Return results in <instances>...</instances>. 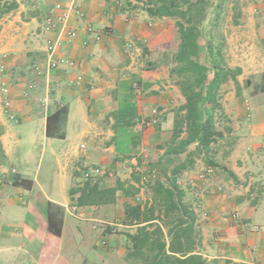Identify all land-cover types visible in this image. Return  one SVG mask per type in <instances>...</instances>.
I'll list each match as a JSON object with an SVG mask.
<instances>
[{
	"label": "crops",
	"instance_id": "1",
	"mask_svg": "<svg viewBox=\"0 0 264 264\" xmlns=\"http://www.w3.org/2000/svg\"><path fill=\"white\" fill-rule=\"evenodd\" d=\"M60 1L68 3L70 0ZM74 1L76 9L67 21L66 29L76 30L77 35L57 51L56 57L74 59L76 66L47 68L44 44L42 61L35 63L41 67L42 73L40 75L34 73L42 78L46 87L52 86L55 95L52 93V98L46 96L48 103L42 104L36 116L31 113L34 112V106L28 102L29 99H25L27 79L20 66L21 56L17 51L10 52L15 50L13 47L15 43L17 41L19 43L20 34L15 35L14 32L12 37L0 35V61L3 60L6 65V74L0 75V79L3 77L2 79L18 80L12 82L10 88L14 119H10L4 113L0 88V140L10 163L14 153H10L12 145L9 144L22 141L18 138L15 140V136L20 137L30 127L34 133L32 126L39 125L37 120L45 122L46 131L47 116L57 106L67 104L69 107L65 125L66 136L59 138L64 143L51 141L50 144L51 161L54 165H50L42 176L36 172L35 178L29 177L32 172L27 161L17 171L30 182H25L21 187L13 186L16 195L9 200V203L19 206L20 212L0 214V264H110L117 243L115 242L111 248L96 247L94 237L100 236L102 230L96 225L91 230L90 225L98 220L96 216L98 218L104 216L93 212L95 209L109 211L115 208L120 211L122 221L125 205L131 203L134 198L140 199V194H143L146 188L134 178L136 173L132 169L135 168V163L127 161L125 173H117L114 179H104L100 182L101 186H119L114 202L95 207L78 206L75 199L79 193L70 194L71 188L81 186V182H78L79 179L75 176L77 175L75 168L81 170V167L97 157L95 151L87 150L86 147L85 155L79 157L77 150H84L81 147L84 143L79 142V138L89 137L91 129L101 118H106L105 123L117 127L127 124L134 117L135 119L143 117V114H149L147 115L149 117H146L149 120L150 112L156 106L161 109L160 116H157V120L152 123L153 127L148 135L152 140L157 141L156 143L163 144L170 137L174 123L165 110L185 102L180 87L175 84L177 80L171 75L168 66L167 73L159 69L141 73L140 78L145 85L138 90L139 96L133 95L132 91L129 94L125 89V74H123V71L134 63V51L138 50L136 44L131 50L126 48L128 39L146 41V46H149L146 50L151 53L158 47L166 50L170 61L169 56L175 51L171 45L174 38L171 35H162L160 39L162 41H158L156 47L157 41L152 39L153 34L149 29L155 24L160 29H164L163 34L167 32L166 29L168 31L172 29L174 33L175 20L168 17L161 19L151 17L145 10L146 0ZM217 10L220 11V8ZM229 10L232 16L234 15L232 25L235 24L234 27L238 30L245 28L250 31L247 36L249 38L247 43L250 46L243 57L235 53L236 49L233 52L231 47L230 55L224 54L225 39L216 41V44L222 48L221 57L225 65L228 62L231 66V62L237 61L236 65L243 67L247 63L246 68H250V71H242V74L237 76V80L240 81L241 75L247 74L246 78L250 80L247 81L246 87L238 88V95L234 92L227 95L232 101L230 104L235 105H232L234 110L231 111L232 116L230 115L232 130L228 129L230 132L228 135L232 139V146L228 151L230 161L215 167V173L206 180L199 179L197 174H189L193 169L188 172L186 170L184 175L180 174L178 184L183 191V203L191 199L195 193L193 203H189V207L195 216L197 252L207 260L208 264H264V0H250V7L247 8H235L232 5L227 9L224 4L216 25L217 30L223 25V16ZM239 15L241 18H238ZM15 20H10L9 26ZM87 24L93 25L101 33L100 40L87 32ZM44 32L48 37L56 38L60 34V28L47 32L44 29ZM65 33L63 36H66ZM21 39L23 40L24 37ZM86 39L88 44L84 45ZM2 53L5 54V58H2ZM239 58L242 62H238ZM156 62L159 63V60L156 59ZM78 74L83 75V82L80 85L72 83ZM147 74L154 78L155 83H162V79L167 78L169 85L163 84L162 87L151 81L146 83ZM32 85L36 87L35 82ZM162 106H165V109ZM132 114L133 117H128ZM18 119H21L19 121L23 128L20 126L22 129H17L19 132L17 135L16 129L15 133L12 132L14 131L12 125L19 122ZM166 135L168 136L165 137ZM25 158L32 159L33 155L27 152L24 160ZM161 158L165 168H168L169 163L174 162L172 156L164 158L161 155ZM218 169L226 172L224 176ZM0 171L3 172L1 169ZM229 171L233 175L229 174ZM181 175L188 176L187 184L194 191L189 192L186 185H182ZM135 189H138L135 196L127 193L135 192ZM201 199L204 209L208 211L207 218H204L195 206L196 201ZM236 210L240 212V219L236 221L224 219V216ZM102 221L105 222L104 219ZM125 226L135 228L131 225ZM101 238L103 244L108 241L104 240V236ZM72 239L77 241L80 239L83 247H89L88 251H82L83 248L75 251L70 247L74 242ZM120 251L125 252V249H119L118 252ZM137 261L140 264L139 260Z\"/></svg>",
	"mask_w": 264,
	"mask_h": 264
},
{
	"label": "trees",
	"instance_id": "2",
	"mask_svg": "<svg viewBox=\"0 0 264 264\" xmlns=\"http://www.w3.org/2000/svg\"><path fill=\"white\" fill-rule=\"evenodd\" d=\"M34 0H0V21L17 11L21 4L29 7V17H39L42 9ZM227 0H146V12L153 18L176 20L178 42L170 57V73L177 80L185 102L177 109L170 137L160 145L163 156H172L164 177L148 184L153 190L152 201L127 203L122 218L124 225L134 230L123 232L130 242L128 257L140 264H208L197 252L198 237L195 216L189 205L183 203V191L178 184L180 174L193 167L195 156L209 152L212 142L224 136L216 128L214 112L221 107V87L230 78L238 86L240 67L229 69L222 60V48L216 44V30L221 7ZM220 8V11L217 10ZM46 13V11L44 12ZM25 18V13L23 14ZM138 85L141 81L136 82ZM239 88V87H238ZM239 93V91H238ZM69 114L67 104L57 106L46 118V136L65 138V124ZM207 161L217 166L212 159ZM0 164L7 165V155L0 140ZM161 164V161L158 163ZM155 163L144 167H157ZM159 169V168H158ZM13 171L10 184L21 187L30 180ZM141 184V173L135 172ZM107 174V173H106ZM229 174L233 175L232 173ZM114 176L116 174L114 173ZM0 174V182L3 180ZM101 181L86 179L81 186L71 188L70 194L80 207H91L115 201L119 186H101ZM135 192L128 194L135 196ZM137 200V198H134ZM74 200V199H73ZM115 230L109 227L108 230Z\"/></svg>",
	"mask_w": 264,
	"mask_h": 264
},
{
	"label": "rangeland",
	"instance_id": "3",
	"mask_svg": "<svg viewBox=\"0 0 264 264\" xmlns=\"http://www.w3.org/2000/svg\"><path fill=\"white\" fill-rule=\"evenodd\" d=\"M34 1H35V6L42 9L43 14H41V16L39 17H35V19H32L33 17H29V14H28L29 7L24 4H21L20 8L17 11L4 17L3 19L5 20L3 19H2L3 21L1 20L0 35H6L9 37H12L14 36V34L12 33L14 32H15V35L20 34L18 35L19 43L17 41V43H15V45L13 46L15 50H10V52L17 51L18 55L21 56L20 66H21L23 75L27 79L26 80L27 85L25 87L26 88L25 90H27L26 91L27 96L25 97V99H29L30 101L28 102L34 106V109H33L34 112H31V113L36 116L38 112L40 111V108H42V104L44 105V103L45 104L48 103V98H46V96L52 98V93H54L52 86L46 87V85L42 82V78H39L36 75V73H34L35 72L34 64L36 62L42 61V58H43L42 53H43V47L45 44V39L48 38V36L45 35L44 29H43L44 23H45L44 17L46 14L44 12L47 11L51 3H54L60 0H34ZM214 2L217 3V0H214ZM232 5H234L235 8L236 7L247 8V7H250V0H227V2L225 3V7H227V9H229ZM24 13H25V18L23 17ZM133 15L134 14H132V18H134ZM233 16L230 13V10L227 14L223 16V21H222L223 25L219 28V30H216V35H217L216 41H220L222 40V38L225 39L224 54L230 55V51L233 48L232 49L233 52L236 51L235 53L238 54L239 57H243L244 56L243 54H246L248 47L250 46L247 43V40H249L247 36L250 34L249 33L250 31H248L245 28L238 30L236 27H234L236 25L235 24L232 25ZM238 18H241V15H239ZM14 19L16 20L13 22V24L9 26L10 20H14ZM175 23H176V20H175ZM149 30H151L153 34L152 39L157 41L155 42L156 47H158L157 46L158 41H162L160 40L162 38L161 37L162 35L164 36L171 35L174 38L173 43H171V45H173V47L176 48L177 42H178L177 27L174 33L172 32V29L171 31H168V29H166L167 32L165 34H163L164 29H160V27L156 26L155 24H153ZM236 36L238 37L237 39L235 38ZM23 37L24 39L22 40L21 38ZM128 40H129L128 43L132 42L133 46L134 44H136V46H138V50H135V51L133 50L135 60L133 61L134 63H132V66L128 65L129 68L127 70H124L125 72L123 71V74H125L124 76L125 78L123 77L125 81V89L129 92V94L131 93L130 91H132L133 95L139 96L138 90L142 89V86L145 85L144 81H142V78H140L141 73H143V71L159 69V70H165V73H167L168 70L166 69V67L168 66L170 69L172 65L170 64V61L168 60V55H167L166 50L160 49L158 47L156 50L152 51L151 53L150 51H148V49L146 50V48L149 47V46H146L147 44L146 41L141 42V41H136L132 39L131 40L128 39ZM128 43H126V48L128 50L129 49L131 50L133 46L130 47ZM240 44H244V45L241 46ZM4 53L6 54L7 52H4ZM4 53H2V58L5 57ZM229 55L227 57H229ZM156 59L159 60V63L156 62ZM238 62H242V60L239 58ZM236 64H237V61H233L230 63L231 66H229L228 62H226V66L229 69L234 70L236 69V66H239L242 71H245V70L247 72L250 71V68L248 69L246 68L248 67L247 63L246 64L244 63L246 66H243V67L240 65H236ZM4 74H6V70ZM0 75L2 76L3 74L0 73ZM246 75L247 74L241 75V78H240L241 80L239 81L240 86H238V84L231 78L225 84L222 85L221 94L219 98L221 107H219L214 112V117H215L214 119L216 123V128L220 131H223L224 134H226L227 136L219 137L216 141L212 142L209 152L200 154V156L196 155L194 158L195 159L194 165L192 168H190L191 170L193 169V172L189 174L198 175V173L200 172H206L207 173V176L205 178L206 180L213 173H215V169H214L215 167L217 166L219 167L221 163L223 164L225 161H230L228 159L229 157L228 151L230 150L232 146V139H231V136L228 135L230 134L228 129L232 130V126H231L232 118L230 117L232 116L231 111L234 110L232 106L234 104L232 105L230 104L232 101H230L229 98H227L228 97L227 95L230 92H234L236 95H238L237 93L239 89L240 88L243 89L244 87H246L247 81L250 80V78H246ZM146 78H147L146 83H150L151 81V83L161 85L162 87H164L163 84L169 85V83H167L166 81L167 78H163L162 83L160 82L155 83L154 78H151L148 74ZM1 79H0V83H1ZM5 79L11 83L18 82V80L13 79V78L12 79L5 78ZM137 81H141V84L138 86L137 85L135 86L134 83H136ZM34 82L36 83V87H33L32 85ZM132 89H134V91ZM53 95H55V93ZM173 107L169 108V110H165V112L167 113V115L171 117L172 121L175 122L177 109L179 105L177 104ZM162 108L165 109V106H162ZM11 109H12V103H11ZM3 110H4V113H6L4 106H3ZM154 110H156V112H154ZM159 110L161 109H159L156 106L153 107V111L150 112L151 119H149V121H152L153 123L155 120H157V116H160ZM162 112H164L163 109H162ZM133 115L134 114L128 117H133ZM147 115L149 114H143V117L140 116L138 119H135L136 117H134L132 118L133 121L130 120L127 124H123V126L121 127H117L116 125H113L111 123H105L104 121L106 118L104 119L101 118L100 120H98L95 123L96 124L95 127L91 129V133L89 134V137L79 138V142L84 143V145L86 144L85 147L88 148L87 150L92 149L93 151H95L97 153V157H95L92 161L87 163L85 166L81 167V170L75 168L76 169L75 171H77V175L75 176L79 179L77 181L84 182L86 180L83 175L84 169L89 168V167H96V166H100L104 171H107V174H100V175L94 176L92 180L103 181L104 179H114L115 177L114 173L116 175L117 173H120V174L125 173L126 171L125 163L127 161L135 163L134 167L136 169L135 168L132 169L135 172H140V170H143L145 166L150 165L152 163L158 164L161 161L162 166L161 165L158 166L159 168L158 177L163 178L164 177L162 173L163 171L160 172V170L162 168L163 170L164 169L167 170V168H165L166 166L163 164L161 160L162 159L161 155H163L164 150L160 148V145L162 143L161 144L156 143L157 141L152 140V138L149 137L148 135L153 125L152 123L148 124V118L146 117H149V116ZM8 117L10 119H13L10 116ZM19 120L21 121V119H18V121ZM20 121L12 125L14 126V131L12 132L15 133V129H16L17 135L19 134L17 129L21 130L23 128V126L21 125L22 123ZM37 124L39 125H37L36 127L32 126L34 133H32L33 131H31V127H30L28 130L24 131L20 137L15 136V140H17L18 138V139H21L22 141L17 142V143L12 142L9 144V145H12L10 147L11 151L9 150L10 153L12 152L14 153L11 157V163L7 156V165L0 164V169L3 171V172L0 171V174L3 175V178H4L3 179L4 181L0 182V214L3 212L4 213H14V212L17 213V212H20L21 210L19 206L12 205L9 203V200L14 195H16L14 193L13 185H11L9 182L13 169L18 171L21 165L26 163L27 161L30 166V170L32 172L29 175V177L35 178L34 176L36 172H38L42 176V173L45 170H48V167L50 165L51 166L54 165L53 162L51 161L52 159L51 158L52 154L50 151V144H52L51 141H53V143H58V144L64 143L62 139H59V138L48 139L46 137L45 122H43V120H39V121L37 120ZM20 126H22V128ZM173 126H174V123H173ZM161 131H165V130L163 129ZM167 136L168 135H166L165 137ZM27 152H29L30 155H33L32 159L25 158L24 160V155ZM86 152L87 151H85V149L83 151L80 149L77 150L79 157H82L83 154L85 155ZM210 158H212L217 163V166H213L207 161V159H210ZM116 163L118 164L117 166H116ZM190 169H187V172ZM219 172L223 176H224V173H226L225 171H219ZM167 173L169 175L170 171L167 170ZM181 179H182L181 183H183L182 185L185 184L189 192L194 191L192 190L191 186L187 184L188 183L187 175L185 176L181 175ZM144 187L146 189L144 190L143 194H140L139 196L140 198L139 201L142 203L144 202L146 203V201L152 200V197H153V190L151 186L147 184V185H144ZM193 196L192 197L190 196L191 199H188L189 201L186 200V202L184 203L186 205H189V203L191 202L193 203V200H192ZM131 202L137 203L138 199L137 200L132 199ZM119 212L120 211H118L115 208H112L109 211H107V209L101 210V211L98 209L94 210L93 214L104 216V218H98L96 216L95 218L98 220L94 221V223L92 222V224L90 225L91 230L94 229L95 225L98 227L100 226L101 228L100 230H102V234L100 236L94 237V242H95L94 244L96 245V247H102L105 249L107 246L111 248V246L112 247L114 246L115 242L117 243V246L114 247L115 255L111 257L112 262L110 264H138V261L135 258L128 257V252L131 248L130 247L131 245H130L129 240L123 234V232L132 230L134 228L126 227L123 224V222L121 221L122 216H121V213ZM202 216L204 218H207L208 211H206V215H202ZM102 219H104L105 222H103ZM109 222H111L112 224H109ZM108 227H113V229L115 230L111 232L110 229L109 230L107 229ZM102 236H104V240L105 239L108 240V241L106 240L107 242L105 244L102 243L103 241L101 238ZM72 240H74L75 243L73 242V244L70 245V247L75 249V251L80 250L81 248H83L82 251H85V250L88 251L87 248L89 247H83V245H81L80 239H78V241L77 239H72ZM119 249L120 250L125 249V252H121V251L118 252Z\"/></svg>",
	"mask_w": 264,
	"mask_h": 264
},
{
	"label": "built area",
	"instance_id": "4",
	"mask_svg": "<svg viewBox=\"0 0 264 264\" xmlns=\"http://www.w3.org/2000/svg\"><path fill=\"white\" fill-rule=\"evenodd\" d=\"M76 2L74 0H70L68 3H64L63 1H56L54 3H51L47 9L45 18H44V29L46 31H54L58 28H60V34L56 37H48L45 39V47L44 50L46 52V64L47 68L49 69H57L61 66H67V67H75L76 61L74 59L68 58V57H62L57 56V51L64 46L65 44L70 43L77 35V31L74 29L67 30L66 23L69 20L70 16L75 12ZM67 30V31H66ZM86 30L89 34H93L95 36V39L100 40L101 39V33L97 31L93 25L87 24ZM66 32V33H65ZM66 34V36H63V34ZM84 45L88 44V40L86 39L84 42ZM128 45L131 47L133 46L132 42H129ZM5 58V57H4ZM35 72L40 75L42 73V69L38 64L34 65ZM6 70V65L4 61H0V73L4 74ZM83 82V75L78 74L76 75L75 79L72 80V83L76 85H80ZM135 86L138 84L134 83ZM12 86V83L9 82L6 79H2L0 83L1 91L3 94V106L11 118H15L12 110H11V98H10V88ZM47 100V99H46ZM156 112V110H154ZM152 121L148 120V124H151ZM82 148H85V145H81ZM15 171V169H13ZM107 171H104L100 166L96 167H89L84 169L83 175L85 179H92L94 176L100 175V174H106ZM141 173V184L147 185L149 182H152L156 179H158L159 169L157 167H148L146 170H140ZM113 175V174H112ZM207 176L206 172H200L198 173L197 177L199 179H205ZM196 208L200 211L201 215H206V210L203 207V201L198 200L195 203ZM225 220H238L240 219V212L234 211L230 215L224 216Z\"/></svg>",
	"mask_w": 264,
	"mask_h": 264
}]
</instances>
